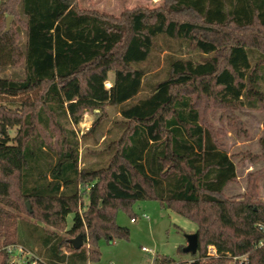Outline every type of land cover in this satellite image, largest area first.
<instances>
[{"label": "trees", "instance_id": "1", "mask_svg": "<svg viewBox=\"0 0 264 264\" xmlns=\"http://www.w3.org/2000/svg\"><path fill=\"white\" fill-rule=\"evenodd\" d=\"M78 2L0 0V70H24L0 77L6 100L0 103V264H10L3 247L13 243L42 247L35 264L97 262L101 242L129 236L116 212L135 218L131 204L145 199L192 221L197 234L190 259L157 255L155 263L230 264L242 257L240 264H264V201L256 184L264 169L247 175L243 194L225 196L236 166L206 116L218 107L241 130L234 108L264 109V0H164L119 16L83 10ZM7 16L13 18L6 30ZM160 35L176 44L161 48L168 50L167 72L154 82L159 63L143 62ZM184 48L196 56H183ZM106 105L119 116L108 138L97 120L80 138L103 137L100 153L108 162L96 167L82 159L88 149L80 150L74 126L86 110L105 119ZM262 126L264 155V120ZM56 231L80 234L89 246L75 249Z\"/></svg>", "mask_w": 264, "mask_h": 264}, {"label": "rangeland", "instance_id": "2", "mask_svg": "<svg viewBox=\"0 0 264 264\" xmlns=\"http://www.w3.org/2000/svg\"><path fill=\"white\" fill-rule=\"evenodd\" d=\"M78 1V6L83 10H97L101 13L113 16H119L123 10L131 9L136 6L155 8L164 5V0ZM167 43H170V46L176 44L175 40L163 35L155 38L149 56L147 60L143 62V66L150 64L152 67L157 66L159 63L155 68V72L151 75V79L154 82L163 79L166 75L167 64H165V59L163 57L168 50H166V52L161 51V48L165 49ZM182 55L185 57L196 56L195 53L189 50L187 51L185 48ZM23 71L24 70H22L20 66H8L0 70V77H17L23 75ZM112 78L113 73H109V78L105 81L106 88L110 86ZM3 102H6V100L0 97V103ZM104 110L106 114L105 119L102 118L103 115H100L99 112L91 110L84 111L80 122L77 126H74L76 134L79 140H81L80 150H82L83 153L85 152V148L88 149V151H86L87 153H83L84 158L82 159L85 160L86 163L88 161L95 162L98 165L96 167H104L108 162V155L100 153L103 148L101 142L103 137L97 140L96 136L94 138L91 133L86 135L85 139L80 138L82 134L88 132L96 120L97 125L100 126L102 130L101 132L107 135L108 138V130L113 127L114 122L119 119V116L111 106L106 105ZM232 113L237 122H239L241 130L229 125L226 113L218 107L209 108L206 116L213 128L220 130L219 140L222 142L225 151L230 155L236 166L237 177L225 187L224 194L225 196L237 197L246 190L247 175L264 169V155H261L258 141L263 132L262 121L264 120V109L234 108ZM10 134H15V128L10 130ZM80 164L82 163L80 162ZM256 184L259 197L264 201V174H260L256 178ZM81 204L79 208L80 213L85 209L87 204L85 195L81 198ZM6 209L12 214H17V211H14L12 208L7 207ZM130 209L135 216V221H131V216L122 209H119L115 216L117 224L129 229L128 238L116 239L111 243L101 242L98 247L100 252L99 260L97 262L88 261L86 264H157L154 262V258L157 255H167L174 258L176 261H183L191 258L188 253L179 252L178 247L185 246V235L195 231V224L192 221L171 209L161 207L158 201L152 199L137 200L131 204ZM142 215H145L146 218H143ZM19 216L30 219L24 214H19ZM66 219V230H68L71 227L72 215L69 214ZM56 232L58 235L70 239L75 237L71 236L67 231ZM22 238L23 234L21 233V229H19L18 239L22 240ZM82 246L88 248L89 245L83 240ZM26 248L31 253L43 259L44 250L38 244L30 245V247L26 246ZM207 253L210 255L215 254V249L208 246ZM241 260L242 257L233 259L230 264H240ZM20 264H24V262L21 261Z\"/></svg>", "mask_w": 264, "mask_h": 264}, {"label": "built area", "instance_id": "3", "mask_svg": "<svg viewBox=\"0 0 264 264\" xmlns=\"http://www.w3.org/2000/svg\"><path fill=\"white\" fill-rule=\"evenodd\" d=\"M146 218L145 215H142ZM131 221H135V218H131ZM7 253L10 255V264H20L21 261L24 264H35L37 261H41V258L31 253L28 249L18 243L8 244L3 247Z\"/></svg>", "mask_w": 264, "mask_h": 264}, {"label": "water", "instance_id": "4", "mask_svg": "<svg viewBox=\"0 0 264 264\" xmlns=\"http://www.w3.org/2000/svg\"><path fill=\"white\" fill-rule=\"evenodd\" d=\"M11 18H12L11 16H7V18H6V28H5L6 30L9 27V23H10ZM25 204H26L27 210L30 211L28 202H26ZM185 237H186V245L183 246L182 252L188 253V254L196 253V251H197V234L195 232H192V233L186 234ZM70 243H71L72 247L75 249L81 248L83 245L82 236L80 234H78L74 238H71Z\"/></svg>", "mask_w": 264, "mask_h": 264}]
</instances>
